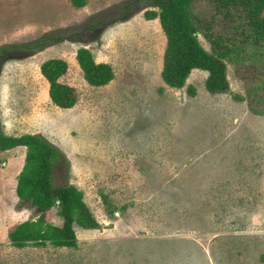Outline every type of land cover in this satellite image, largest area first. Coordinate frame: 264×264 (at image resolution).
<instances>
[{
  "label": "rangeland",
  "instance_id": "rangeland-1",
  "mask_svg": "<svg viewBox=\"0 0 264 264\" xmlns=\"http://www.w3.org/2000/svg\"><path fill=\"white\" fill-rule=\"evenodd\" d=\"M142 1L0 0V48L18 45L0 55V130L56 147L53 186L76 185L100 224L76 226L75 246H13L7 233L39 212L15 193L26 148L1 151L0 264H264V112L253 110L264 95L234 62L224 92L197 68L180 88L165 83L166 36ZM79 47L111 66L107 84L86 82ZM49 58L67 63L70 108L49 99ZM44 215L60 223L55 208Z\"/></svg>",
  "mask_w": 264,
  "mask_h": 264
},
{
  "label": "trees",
  "instance_id": "trees-1",
  "mask_svg": "<svg viewBox=\"0 0 264 264\" xmlns=\"http://www.w3.org/2000/svg\"><path fill=\"white\" fill-rule=\"evenodd\" d=\"M71 3L79 7L85 0H71ZM142 5L150 7L144 15L147 19L158 18L166 36L161 70L165 83L180 88L190 71L197 68L207 72L204 83L208 91L224 92L228 89L226 64L234 62L236 67H242L248 91L254 92L253 96L260 92L264 95V15L261 13L264 0H143ZM199 33L210 43V51L200 44ZM45 39L19 46L33 50L43 46ZM17 46L0 48V55L3 50ZM75 59L90 85H105L112 79L111 66L96 62L86 47L76 49ZM66 69V61L58 58L46 59L40 65V72L48 82L49 99L60 108H70L76 101L75 89L59 81ZM188 90L193 92L191 86ZM253 110L264 112V106L256 105ZM15 146L26 148L15 193L21 201H30L39 214L7 233L13 246L71 247L77 243L76 226L100 227L76 185L53 186L52 167L63 158L56 147L39 134L11 136L0 130V152ZM54 208L60 223L45 220V211ZM260 258L264 261V254Z\"/></svg>",
  "mask_w": 264,
  "mask_h": 264
},
{
  "label": "crops",
  "instance_id": "crops-1",
  "mask_svg": "<svg viewBox=\"0 0 264 264\" xmlns=\"http://www.w3.org/2000/svg\"><path fill=\"white\" fill-rule=\"evenodd\" d=\"M24 155H25V151H24ZM23 159H24V157H23ZM23 166V165H22Z\"/></svg>",
  "mask_w": 264,
  "mask_h": 264
}]
</instances>
